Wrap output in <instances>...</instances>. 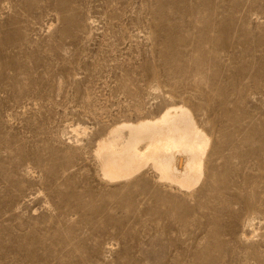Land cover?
Masks as SVG:
<instances>
[{
  "label": "rangeland",
  "instance_id": "rangeland-1",
  "mask_svg": "<svg viewBox=\"0 0 264 264\" xmlns=\"http://www.w3.org/2000/svg\"><path fill=\"white\" fill-rule=\"evenodd\" d=\"M172 103L200 182L104 179ZM0 264H264V0H0Z\"/></svg>",
  "mask_w": 264,
  "mask_h": 264
},
{
  "label": "bare ground",
  "instance_id": "bare-ground-1",
  "mask_svg": "<svg viewBox=\"0 0 264 264\" xmlns=\"http://www.w3.org/2000/svg\"><path fill=\"white\" fill-rule=\"evenodd\" d=\"M122 129L127 131L125 141ZM108 134L94 151L108 181L128 179L147 166L160 181L181 190L193 189L202 178L210 138L183 104L172 103L154 117L124 122Z\"/></svg>",
  "mask_w": 264,
  "mask_h": 264
}]
</instances>
